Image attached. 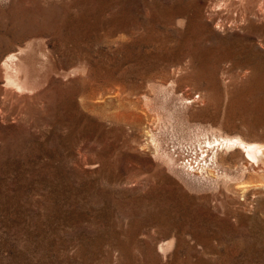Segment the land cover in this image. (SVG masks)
Returning <instances> with one entry per match:
<instances>
[{"label": "rangeland", "instance_id": "374dc122", "mask_svg": "<svg viewBox=\"0 0 264 264\" xmlns=\"http://www.w3.org/2000/svg\"><path fill=\"white\" fill-rule=\"evenodd\" d=\"M222 138L264 145V0H0V264H264Z\"/></svg>", "mask_w": 264, "mask_h": 264}, {"label": "bare ground", "instance_id": "6f19581e", "mask_svg": "<svg viewBox=\"0 0 264 264\" xmlns=\"http://www.w3.org/2000/svg\"><path fill=\"white\" fill-rule=\"evenodd\" d=\"M256 2V1H255ZM252 3V2H251ZM239 4V3H238ZM242 6V5H241ZM247 6V5H246ZM255 6V5H254ZM238 7V6H237ZM259 8V7H258ZM242 9V8H241ZM256 11V10H255ZM245 13V12H244ZM250 13V12H249ZM255 13V12H254ZM214 14V13H213ZM212 14V15H213ZM248 17V16H247ZM23 49H25V48H23ZM18 51V50H17ZM30 51H32V50H30ZM26 52V51H25ZM18 53V52H17ZM23 53H24V51H23ZM23 53H21V54H23ZM28 53V52H27ZM10 54V53H9ZM29 54H30V52H29ZM24 55V54H23ZM21 57V56H20ZM23 58H24V56H22ZM31 57V56H30ZM22 58V59H23ZM12 59V58H11ZM21 59V58H20ZM21 59V60H22ZM26 59H27V57H26ZM20 60V61H21ZM23 60H25V59H23ZM27 61V60H26ZM25 61V62H26ZM18 63H21V62H18ZM29 64V63H28ZM27 64V65H28ZM11 65V64H10ZM16 65H18V64H16ZM37 65V64H36ZM29 66V65H28ZM18 67H21L20 65L18 66ZM35 67V66H34ZM30 69V68H29ZM35 70V69H34ZM18 72V71H17ZM22 72H23V70H22ZM41 72V71H40ZM20 73H21V68H20ZM30 73V72H29ZM18 74V73H17ZM44 74V73H43ZM13 75V74H12ZM30 75V74H29ZM41 76H44V75H40V77ZM20 77V76H19ZM18 77V78H19ZM26 78V77H25ZM40 79V78H39ZM19 80H21L20 78H19ZM23 80V79H22ZM37 80V79H36ZM38 81H40V80H38ZM46 82V81H45ZM21 83V82H20ZM23 83V82H22ZM34 83H37V81H35ZM38 83H40V82H38ZM33 84V83H32ZM14 87V86H13ZM29 87V86H28ZM41 87V86H40ZM31 90V89H30ZM10 91V90H9ZM162 133V132H161ZM199 133V132H198ZM161 136V135H160ZM162 137V136H161ZM208 139V138H207ZM209 140V139H208ZM201 141V140H200ZM211 141V140H210ZM215 141H218L217 143H216V145H217V147H218V145H221V147H223V145L224 146H226V147H233V148H237L238 149V151L240 150V152H241V154L243 155V157H244V159H246V160H248V162L249 161H256V159H257V156H258V154H261V153H263L264 152V145H261L260 143L258 144V143H248V142H245V141H243V140H241V139H239V138H222V139H220V140H218V139H216ZM254 142V141H253ZM161 143V142H160ZM207 143V142H206ZM209 143V142H208ZM213 143H214V141H213ZM162 146V145H161ZM200 146V145H199ZM214 147V146H213ZM179 148V147H178ZM196 149H197V146H196ZM205 149V148H204ZM211 149V148H210ZM213 149V148H212ZM216 150V149H215ZM161 151V150H160ZM165 151V150H164ZM198 151V150H197ZM207 151V150H206ZM235 151V150H234ZM237 151V152H238ZM216 152V151H215ZM210 153V152H209ZM217 153V152H216ZM215 153V154H216ZM169 154V153H168ZM201 154V153H200ZM214 153L211 155V157L209 158V160L208 161H210V163L211 164H213V165H216L217 164V155H215ZM199 155V154H198ZM207 155V154H206ZM205 155V156H206ZM240 157V156H239ZM172 158V157H171ZM241 158V157H240ZM197 159V158H196ZM206 159H207V156H206ZM205 159V160H206ZM242 160V159H241ZM207 161V160H206ZM227 161V160H226ZM245 161V160H244ZM245 164V163H244ZM247 164V163H246ZM238 165V164H237ZM251 165H253V164H250L249 166H251ZM218 167V166H217ZM223 167H224V165H223ZM261 168V167H260ZM264 168V167H263ZM259 169V168H258ZM255 171V170H254ZM241 172V171H240ZM259 172V171H258ZM245 180H247V179H245ZM248 181V180H247ZM246 184V183H245ZM256 189V188H255ZM171 241V240H170Z\"/></svg>", "mask_w": 264, "mask_h": 264}]
</instances>
